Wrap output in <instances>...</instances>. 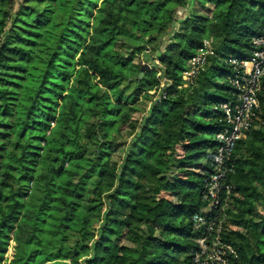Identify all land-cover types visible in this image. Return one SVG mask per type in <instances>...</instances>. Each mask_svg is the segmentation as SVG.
<instances>
[{
    "label": "trees",
    "instance_id": "16d2710c",
    "mask_svg": "<svg viewBox=\"0 0 264 264\" xmlns=\"http://www.w3.org/2000/svg\"><path fill=\"white\" fill-rule=\"evenodd\" d=\"M46 1L0 0V264L10 241L9 264H193L202 231L190 217L207 204L227 59L249 56L264 0H75L43 32ZM204 38L213 54L183 87ZM150 57L159 65L139 78ZM258 99L230 158L227 264H264V74Z\"/></svg>",
    "mask_w": 264,
    "mask_h": 264
},
{
    "label": "built area",
    "instance_id": "2783aa9c",
    "mask_svg": "<svg viewBox=\"0 0 264 264\" xmlns=\"http://www.w3.org/2000/svg\"><path fill=\"white\" fill-rule=\"evenodd\" d=\"M251 46L249 56L227 59L232 68L227 77L232 92L230 100L220 105L222 128L215 134L217 147L210 162L211 171L203 179V200L207 204L190 217L194 228L202 231L195 239L193 264H227V254H235L230 244L221 241L225 209L233 190L227 177L234 173V164L230 162L234 148L249 133L259 108L258 91L264 74V16L259 32L251 38ZM212 54V40L204 38L181 73L183 87L193 82Z\"/></svg>",
    "mask_w": 264,
    "mask_h": 264
},
{
    "label": "rangeland",
    "instance_id": "374dc122",
    "mask_svg": "<svg viewBox=\"0 0 264 264\" xmlns=\"http://www.w3.org/2000/svg\"><path fill=\"white\" fill-rule=\"evenodd\" d=\"M73 2H75V0H53L51 3H50V1H46L45 4L48 5L47 6V18L48 19L44 21L41 17H39L38 21H37L38 24L43 26L42 31L43 32L45 30H52L53 31L54 28H56V26L53 25L54 19L57 18L59 21L60 18H63L66 14V11L70 8L69 6ZM188 2H190L188 5V8H190L191 4L194 2V0H188ZM209 6H211V4H209ZM16 7H17V4H15L13 6V9H11V12H14ZM182 13H184V10ZM28 18H29V20H32V21L36 20L34 18V15H28ZM58 28H59V26H58ZM165 38H167V37H165ZM43 40H44V37H40L38 39V42L41 43V42H43ZM159 40H161V39H159ZM159 43H160V41H159ZM40 48L44 49L43 46H41ZM125 48L127 49L126 46H125ZM125 48L124 47L121 48L119 46L118 51L124 52ZM36 62H35V64L44 66L43 63H41L40 61L37 60ZM144 63H148L149 66H152L154 68H156L159 65V62L156 59L153 60L152 57H150V59L146 60ZM156 70H157V72L162 71L161 69H159V67ZM26 75H28V73ZM156 76H158V77L161 76V72L159 73V75H156ZM28 77L29 76H27V79L25 78L24 81L21 80L22 82L20 84H22L23 87L30 84V80H28ZM158 79H159L158 82H155L153 85L148 87L147 91L141 96L140 102L138 103L140 105V106L138 105L140 108L148 107L150 104V101L160 94L161 89L163 88V85L165 84L166 80L163 79L162 77H160ZM18 90L21 93L20 87L18 88ZM111 97L114 98V96H111ZM140 113H141V111L134 112L133 116H135V117L139 116ZM202 162L204 163V161H202ZM180 195H181V192H178L176 194H173L171 197L173 200L179 201ZM145 228H146V231L155 233V230L150 229V227L146 226ZM68 234H69V236L67 237V239L74 238V236H75V234L73 233L72 230H68ZM14 252H15L14 243H12V241H10L8 250H7L6 255H5L6 260H5L4 264H9V261L13 257ZM17 253L21 254L19 252V250L17 251Z\"/></svg>",
    "mask_w": 264,
    "mask_h": 264
},
{
    "label": "water",
    "instance_id": "95a60500",
    "mask_svg": "<svg viewBox=\"0 0 264 264\" xmlns=\"http://www.w3.org/2000/svg\"><path fill=\"white\" fill-rule=\"evenodd\" d=\"M183 10H184V8H182L180 6H177V7L174 8V11L178 15H181L182 12H183ZM147 68H149V64L148 63H143L142 66H141V68H140V72L138 74L139 78L142 77L144 70L147 69Z\"/></svg>",
    "mask_w": 264,
    "mask_h": 264
},
{
    "label": "crops",
    "instance_id": "0c3cea01",
    "mask_svg": "<svg viewBox=\"0 0 264 264\" xmlns=\"http://www.w3.org/2000/svg\"><path fill=\"white\" fill-rule=\"evenodd\" d=\"M159 73H160V71H159V72H157V75H159Z\"/></svg>",
    "mask_w": 264,
    "mask_h": 264
}]
</instances>
